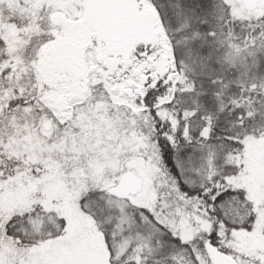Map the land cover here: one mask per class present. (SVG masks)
Returning <instances> with one entry per match:
<instances>
[{
	"label": "snow or ice",
	"instance_id": "1",
	"mask_svg": "<svg viewBox=\"0 0 264 264\" xmlns=\"http://www.w3.org/2000/svg\"><path fill=\"white\" fill-rule=\"evenodd\" d=\"M0 264H264V0H0Z\"/></svg>",
	"mask_w": 264,
	"mask_h": 264
}]
</instances>
